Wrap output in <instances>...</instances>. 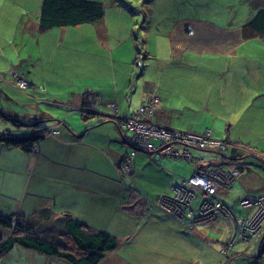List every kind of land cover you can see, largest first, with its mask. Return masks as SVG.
Returning a JSON list of instances; mask_svg holds the SVG:
<instances>
[{"label": "crops", "instance_id": "0c3cea01", "mask_svg": "<svg viewBox=\"0 0 264 264\" xmlns=\"http://www.w3.org/2000/svg\"><path fill=\"white\" fill-rule=\"evenodd\" d=\"M35 1L33 8L31 0H20V6H13L24 18L20 31L25 34L20 42L15 38L14 42L16 46L22 42L28 57L36 55L41 63H36V68L31 63L21 72L30 82L28 91L34 99L28 100L17 90V98L9 95L7 86L13 87L9 77L14 83L15 76L0 69V114L5 115L0 130L16 129L14 118L30 123L42 120L47 134L31 152L0 143V214L45 219L48 225L44 231L56 234L59 244H64L69 233L67 219L80 221L87 235L107 233L118 239L119 245L104 256L114 253L111 262L118 247L153 230L182 233L180 240L189 250L187 233L191 229L161 211L152 195L170 194L180 177L190 175L194 164L169 157L151 161L146 152L138 151L132 170L121 168L132 146L111 116H132L147 97L156 94L160 97L153 117L157 123L195 132L210 129L214 137L232 144L225 154L214 148L195 150L203 164L243 166L233 188L220 193L222 198L230 194L238 203L245 192L264 193V55L255 49L260 47L264 54V36L245 37L240 27L243 22H237L240 30L223 29L218 27L221 23L200 13L179 20L144 18L147 24H142L141 30L131 23L123 34L112 29V20L121 17H110L106 12L98 22L42 30L39 17L43 0ZM228 22L234 21L228 19L225 26ZM255 41L256 47L243 49L247 42ZM151 42L162 52H152ZM51 43L53 49L63 52L58 53L61 63L54 59L52 64L42 65V55ZM69 56L74 66L68 65ZM20 64L22 59L16 63ZM55 69L66 75H87L86 86L63 96L56 82L40 76ZM87 93L94 98L95 109L86 108L85 112L82 105ZM49 126H55L58 133L50 134ZM137 245L150 247L151 243ZM232 252L259 264L264 258V222L256 239L237 243ZM46 259L67 263L51 255ZM115 259L132 264L121 255Z\"/></svg>", "mask_w": 264, "mask_h": 264}, {"label": "rangeland", "instance_id": "374dc122", "mask_svg": "<svg viewBox=\"0 0 264 264\" xmlns=\"http://www.w3.org/2000/svg\"><path fill=\"white\" fill-rule=\"evenodd\" d=\"M28 0H25V2ZM32 1V7H34L36 1ZM104 3L105 12L110 17H121L118 19L112 20L114 22V27L112 28L119 34L127 32V27L129 24L134 23L136 30H141L143 26L147 24V21H144V18L147 19H156L164 16L166 19L179 20L182 19L185 15L188 16H201L215 20L222 25L218 27L223 29H237L240 30L241 25L248 20V18L253 14L254 11L260 6H264V0H100ZM14 4L20 6V0H0V69H6L5 72L14 74V83L11 80L12 86L9 87V95L12 94L15 98L18 97L19 93L26 96L28 100H33V95L30 94L28 89H21L18 86L20 77L25 78L21 75L23 68L29 66L33 63V66L36 68V63H39L36 60V55L34 59L28 57V51L22 48L21 46H16L14 38L19 41L24 37V33L20 31V25L24 22V18L20 16V12H15L13 9ZM184 4V6H183ZM234 21L233 23H225L227 20ZM19 20V21H17ZM22 21V22H20ZM243 22L240 27L237 25V22ZM213 22V21H212ZM236 22V23H235ZM16 25H19V29L15 28ZM14 26V32H11V28ZM112 30V32H113ZM142 30H145V27H142ZM28 36V35H27ZM52 41V40H50ZM20 42V41H19ZM256 42V41H255ZM247 42L243 49H247L251 45H258V43ZM156 43L151 42L150 49L152 52H162V49L158 50L155 47ZM260 48V47H259ZM259 48L256 49V53L264 55L263 51ZM63 51H66V48H63ZM60 50L53 49L52 43L51 47L46 48V52L43 53L42 65H50L54 59L60 64L61 58L59 56ZM63 55V52H60ZM68 54V51H66ZM57 55L55 58L54 56ZM9 58V60L7 59ZM19 59H22V64L16 65L19 62ZM99 61L102 62V58H99ZM13 63V64H12ZM41 65V63H39ZM68 65L74 66V59L68 58ZM103 76L106 77V72L103 70L101 72ZM42 78L48 77V81L56 82L57 87L61 91V94L64 96L68 95L71 91H77L83 89L87 84V75H66L64 71L60 69H55L47 73L46 75H40ZM97 78V77H96ZM107 79V78H104ZM91 80H93L91 78ZM151 82V81H149ZM61 85L63 87H61ZM0 86L2 83L0 82ZM17 90V91H14ZM30 96V97H28ZM24 100H26L24 98ZM42 104H45V101H41ZM17 107V106H16ZM5 115L0 114V126L5 123L3 120ZM30 123L29 121H24ZM14 124V123H12ZM16 127V125L14 124ZM177 130L186 131V129L176 128ZM130 133H128L129 135ZM175 161H183L177 160ZM186 162V161H184ZM189 164V162H186ZM156 186L151 191V194L155 192ZM149 194V195H151ZM155 195H152V200L156 199ZM228 198V199H227ZM225 196V199L231 202L234 205V211L237 214H244L246 208L239 203H234L231 199L230 194ZM224 199V198H223ZM198 205V201L195 203ZM201 224V225H200ZM198 225V226H197ZM191 229V232H188L187 235L190 236V247L189 250L183 247V242L180 240V237H183V234L170 233L167 230H153L151 233L143 234L140 238L135 241L129 242L128 245L124 244L125 247L122 250L124 245H121V248L115 250L117 256H115L110 261V257H113L112 253L107 258H104L102 264H127L124 260H116L120 255L127 260L131 261L132 264H251L249 257L239 254L235 255L232 250L223 251V244H225L226 239L230 236L232 231L233 223L229 217H219L213 222H199L196 221L193 225H187ZM186 231V230H185ZM183 232V231H181ZM161 237V238H160ZM160 238V241L157 239ZM174 238L173 243L171 239ZM186 240V239H185ZM150 241L151 246L145 247L142 245H137L138 242ZM119 245V243H118ZM32 251V252H31ZM130 256H128V255ZM108 255V254H107ZM119 255V256H118ZM261 258V257H260ZM258 258L256 261H259ZM65 261V260H64ZM259 264H264L263 260L258 262ZM1 264H57L55 261H49L46 259V254L41 253L37 250H29L23 246H15L9 252L4 254L1 257ZM59 264V263H58ZM64 264H72L67 261ZM254 264V262H253Z\"/></svg>", "mask_w": 264, "mask_h": 264}, {"label": "built area", "instance_id": "2783aa9c", "mask_svg": "<svg viewBox=\"0 0 264 264\" xmlns=\"http://www.w3.org/2000/svg\"><path fill=\"white\" fill-rule=\"evenodd\" d=\"M18 85L20 88H26L28 83L25 78L20 77ZM158 103L159 98L150 95L139 107L136 115L122 123V128L131 134L129 141L134 147L132 154L121 166L124 172L130 171L132 166L130 160H133L134 151H145L154 158L160 154L191 161L195 159L193 148L214 147L220 151L226 150L225 141L215 137L214 139L209 138L210 131L197 133L175 130L155 123L152 117ZM48 128L51 134L58 133L55 126ZM187 147H189L188 152ZM239 176L238 168L198 165L190 177H183L176 182L171 194L160 196L159 204L168 214L178 219H192L193 223L196 221L210 222L219 216L229 217L234 228L225 241L226 248H223V251L229 252L238 240L252 239L251 235H256L264 222V198L261 199L264 195L260 197L246 195L239 201L246 209H254L253 213L246 216L235 215L231 206L218 196L221 189L231 187ZM197 201L201 202L200 209L203 205H208L212 209L213 216L210 217L205 212L204 220H195L198 213L196 209L192 210L189 206Z\"/></svg>", "mask_w": 264, "mask_h": 264}, {"label": "trees", "instance_id": "16d2710c", "mask_svg": "<svg viewBox=\"0 0 264 264\" xmlns=\"http://www.w3.org/2000/svg\"><path fill=\"white\" fill-rule=\"evenodd\" d=\"M104 15L105 6L102 1L43 0L39 25L42 30L76 26L98 22ZM241 33L245 37L254 36V34L264 36V6L258 7L251 20L246 21L241 26ZM26 81L28 86L21 89L26 90L30 86L29 80L26 79ZM88 99L90 103L92 102L91 104L87 103ZM92 99L94 98L90 93L84 96L83 111L86 108L94 107ZM87 115L84 112L83 118L86 119ZM14 119V123L17 126L16 129L0 130V143L31 152L36 144L47 134L46 127L42 124L43 121L36 120L29 124L19 119ZM49 133L51 134V132ZM232 188L227 187L220 191H229ZM43 215L45 217L47 215L46 212H43ZM47 223L45 219L43 221L31 220L21 214H0V264L1 257L19 245L30 250H37L46 255L61 258L72 264H99L104 258L105 253L114 250L118 245V239L107 233L95 236L87 235L83 230L85 225L73 218L67 219L66 226L69 233H66L64 237V244H59L57 243L58 238L56 234L51 231H44L48 225ZM184 224L193 225L194 223L192 219L188 220L185 218ZM44 233L47 237L44 236Z\"/></svg>", "mask_w": 264, "mask_h": 264}, {"label": "bare ground", "instance_id": "6f19581e", "mask_svg": "<svg viewBox=\"0 0 264 264\" xmlns=\"http://www.w3.org/2000/svg\"><path fill=\"white\" fill-rule=\"evenodd\" d=\"M96 1H100V0H96ZM251 18L252 17H249L248 18V20L247 21H249V20H251ZM153 96H157L158 98H159V103H160V97L156 94V95H153ZM145 102V101H144ZM143 102V103H144ZM142 103V104H143ZM159 103H158V105H157V108H156V111H155V114H156V112H157V110H158V106H159ZM141 104V105H142ZM140 105V106H141ZM111 106H112V108H115L116 107V105H113V104H111ZM139 106V107H140ZM93 109H95V106L93 107ZM139 109V108H138ZM137 109V110H138ZM82 110V109H81ZM83 111V110H82ZM85 112H87V110H85ZM136 113H137V111H136ZM136 113L134 114V115H136ZM155 114L153 115V117L155 116ZM134 115H132V116H119V115H115V116H111V118L118 124V126H119V128H120V130H121V132L123 133V135L126 137V135L128 136V138H126V140L127 141H129V139H130V136H131V134H129L128 135V133H130L129 131H126V130H124L123 128H122V123H123V121H126L127 119H129V118H131V117H133ZM153 117H152V120H153ZM154 121V120H153ZM155 123H157L156 121H154ZM158 124H162V125H164V126H166V127H168V128H170V129H174V128H172V127H169V126H167L166 124H163V123H158ZM175 130H176V128H175ZM174 130V131H175ZM187 131V130H186ZM207 131H210V133H209V138L210 139H214V136L212 135V132H211V130L210 129H206L204 132H207ZM191 132H195V131H191ZM204 132H197V133H204ZM126 133V134H125ZM215 138H217V137H215ZM217 139H220V138H217ZM220 140H223V141H225L226 142V144H227V148H226V150L225 151H220L218 148H214V147H208V148H214V149H216L220 154H225V152L228 150V148H229V146H231L232 144L231 143H229L228 142V140L226 141L225 139H220ZM130 142V141H129ZM131 143V142H130ZM131 146H132V149L131 150H133L134 149V147H133V145L131 144ZM208 148H193L192 149V152H193V155H194V157H195V159L194 160H191V161H189V162H191V163H193L194 164V166H193V169H192V172L190 173V175L189 176H187V177H190L191 175H192V173H193V171H194V169L198 166V165H207V164H203V158L202 157H200V156H198V155H196L195 154V150H204V149H208ZM130 150V152L129 153H127L126 155H125V157H128L129 155H131L132 154V151ZM186 151L188 152L189 151V147H187L186 148ZM246 151H248L249 153L251 152V150L249 149V148H246ZM145 152V151H144ZM138 153V151L136 152V151H134V157H135V155ZM147 153V152H146ZM148 154V153H147ZM149 155V154H148ZM133 157V158H134ZM162 157H169V158H172V159H180V158H175V157H171V156H161L160 154H157V156L155 157V158H157V159H155L154 157H152L151 155H149V158H150V160L151 161H156V162H158V160H160ZM180 160H184V159H180ZM185 161H187V160H185ZM132 163V160H130V164ZM208 166H225V167H227V168H238V167H229V166H227V165H225V164H210V165H208ZM122 168V167H121ZM132 166L130 167V170H132ZM122 170H123V168H122ZM238 171L240 172V176H241V174H242V172H243V166H241L240 168H238ZM239 176V177H240ZM239 177H238V180H239ZM181 178H183V177H180L179 179H181ZM178 179V180H179ZM176 184V183H175ZM174 184V185H175ZM173 185V186H174ZM173 186H172V191H173ZM231 187H233V185L231 186ZM172 193V192H171ZM170 193V194H171ZM220 193H222V191H219L218 192V196L224 201V202H226L227 204H229L230 206H231V208L233 209V212L235 213V215L237 214L235 211H234V205H232V204H230V203H228L225 199H223L221 196H220ZM162 195H165V193H160L159 195H158V197H157V201H156V206L161 210V211H163V212H165V210H164V208L159 204V198H160V196H162ZM246 195H250V196H253V197H260V196H263L264 195V193H261V194H259V195H252V194H250L249 192H245L243 195H242V197H240V199H239V201L243 198V197H245ZM264 197H262L261 199H263ZM200 205H201V202L199 201L198 202V205L196 206L194 203H192V204H190V209H192V210H194V209H196V212L198 213V215H197V217L195 218V220H200V221H202V220H204L205 219V212H207L208 213V215L211 217V216H213V213H212V209L208 206V205H203V207L200 209ZM200 210V211H199ZM253 208H248V209H246L245 210V213L244 214H237V215H244V216H246V215H248V214H251V213H253ZM169 215H171V216H173L172 214H169ZM219 217H227V216H219ZM219 217H217V218H219ZM217 218H215V219H213L212 221H210V222H213L214 220H216ZM184 219L185 218H183V219H178L180 222H182V223H184ZM205 223V222H204ZM207 223V222H206ZM261 230H262V228L260 229V231L256 234V235H251V238L252 239H249V240H247V241H244V240H238L236 243H235V245L233 246V248H232V250L235 248V246H236V244L237 243H241V242H244V243H248V242H250V241H252V240H254V239H256L258 236H259V234H260V232H261ZM224 247H226V245L224 244Z\"/></svg>", "mask_w": 264, "mask_h": 264}]
</instances>
